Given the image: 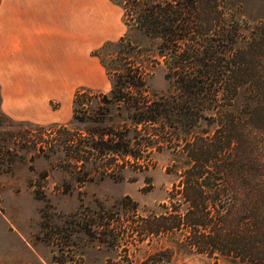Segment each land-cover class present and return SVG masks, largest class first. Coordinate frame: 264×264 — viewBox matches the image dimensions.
Listing matches in <instances>:
<instances>
[{"label": "rangeland", "instance_id": "rangeland-1", "mask_svg": "<svg viewBox=\"0 0 264 264\" xmlns=\"http://www.w3.org/2000/svg\"><path fill=\"white\" fill-rule=\"evenodd\" d=\"M172 1L118 0L127 42L98 53L112 92L88 90L67 128L14 121L0 98V264H236L198 253L176 224L189 145L218 124L213 76L193 94L177 76L194 43L175 51L161 34L148 36L144 9ZM219 4L239 22L240 45L264 20V0ZM202 43L195 48L208 64L203 51L229 56V43Z\"/></svg>", "mask_w": 264, "mask_h": 264}, {"label": "trees", "instance_id": "trees-1", "mask_svg": "<svg viewBox=\"0 0 264 264\" xmlns=\"http://www.w3.org/2000/svg\"><path fill=\"white\" fill-rule=\"evenodd\" d=\"M110 1L122 7L118 0ZM219 1L173 0L144 9L148 36L161 34L175 51L180 41L194 43L182 61H176L178 66L186 65L177 76L187 93L193 94L207 74L214 78L218 127L211 138L189 145L191 165L176 187L182 195L176 224L184 230L188 245L200 254L216 256V260L225 257L236 264H264V20L240 45L239 22L221 16ZM207 41L231 44L227 59H216L210 50L203 55L212 56V62L201 59L195 44L204 48L202 42ZM126 42L124 36L103 49L122 48ZM190 50L193 55L188 54ZM85 93L78 92L75 105Z\"/></svg>", "mask_w": 264, "mask_h": 264}, {"label": "crops", "instance_id": "crops-1", "mask_svg": "<svg viewBox=\"0 0 264 264\" xmlns=\"http://www.w3.org/2000/svg\"><path fill=\"white\" fill-rule=\"evenodd\" d=\"M121 10L110 0H2L3 113L17 122L67 128L74 121L78 92H112L97 53L125 36Z\"/></svg>", "mask_w": 264, "mask_h": 264}]
</instances>
